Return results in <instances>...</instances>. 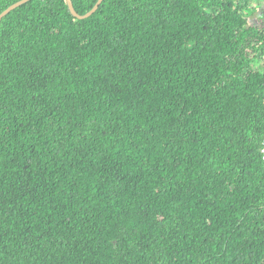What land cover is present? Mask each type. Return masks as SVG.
<instances>
[{
  "label": "trees",
  "instance_id": "obj_1",
  "mask_svg": "<svg viewBox=\"0 0 264 264\" xmlns=\"http://www.w3.org/2000/svg\"><path fill=\"white\" fill-rule=\"evenodd\" d=\"M261 1L0 20V264H264Z\"/></svg>",
  "mask_w": 264,
  "mask_h": 264
},
{
  "label": "water",
  "instance_id": "obj_2",
  "mask_svg": "<svg viewBox=\"0 0 264 264\" xmlns=\"http://www.w3.org/2000/svg\"><path fill=\"white\" fill-rule=\"evenodd\" d=\"M29 1H31V0H21V1L17 2V3H15V4H13L12 6L8 7L5 11H3V12L0 14V20H1L3 17H5L7 14H9L12 10L16 9L17 7H19V6H21V5L25 4V3H27V2H29ZM65 1H66V4H67V7H68V10H69L70 14H71L73 17H75V18H77V19H85V18H88L90 15H92V14L96 11V9L98 8V6L101 4V2H102L103 0H98V2H97L96 5L93 7V9H92L89 13H87L86 15H84V16H78V15L75 13V11H74V9H73V7H72V3H71L70 0H65Z\"/></svg>",
  "mask_w": 264,
  "mask_h": 264
},
{
  "label": "rangeland",
  "instance_id": "obj_3",
  "mask_svg": "<svg viewBox=\"0 0 264 264\" xmlns=\"http://www.w3.org/2000/svg\"><path fill=\"white\" fill-rule=\"evenodd\" d=\"M255 4H253L254 6ZM257 9L255 10L256 11V14H254L250 19H249V22L250 24H253V22H256V18H257V13L261 10V11H264V0H262L261 2H259V5L255 6Z\"/></svg>",
  "mask_w": 264,
  "mask_h": 264
},
{
  "label": "built area",
  "instance_id": "obj_4",
  "mask_svg": "<svg viewBox=\"0 0 264 264\" xmlns=\"http://www.w3.org/2000/svg\"><path fill=\"white\" fill-rule=\"evenodd\" d=\"M260 156H261V161L264 164V140L262 141V144H261Z\"/></svg>",
  "mask_w": 264,
  "mask_h": 264
}]
</instances>
